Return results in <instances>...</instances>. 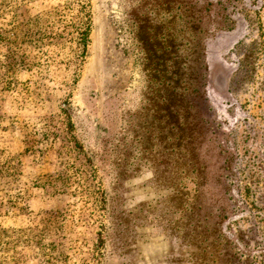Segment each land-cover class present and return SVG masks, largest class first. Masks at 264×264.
Wrapping results in <instances>:
<instances>
[{
  "label": "rangeland",
  "instance_id": "obj_1",
  "mask_svg": "<svg viewBox=\"0 0 264 264\" xmlns=\"http://www.w3.org/2000/svg\"><path fill=\"white\" fill-rule=\"evenodd\" d=\"M250 200L264 0H0L1 264H264Z\"/></svg>",
  "mask_w": 264,
  "mask_h": 264
},
{
  "label": "trees",
  "instance_id": "obj_2",
  "mask_svg": "<svg viewBox=\"0 0 264 264\" xmlns=\"http://www.w3.org/2000/svg\"><path fill=\"white\" fill-rule=\"evenodd\" d=\"M85 39V42L88 38V32L86 30V32L84 33V36H83ZM172 54L174 55V52H170L168 53V56H172ZM170 56V57H171ZM153 57H156L158 59V56H156L155 54H153ZM164 57V54L161 53V56H159V59L158 60H161L163 59ZM171 60V67H172V71L170 72L171 75L169 79L172 83H173V87H172V90L169 91V90H166L165 92L167 93V95H169V99H171L172 101V104H174L178 99L177 96L174 94V90H175V85L178 83V79L176 78L177 76V73H178V68H179V64L178 62H174L172 61L173 58H170ZM164 66H167V65H164ZM170 87V88H171ZM171 108V115H172V120H173V125H175L176 123L174 122V119H175V116H174V110L172 109L173 108V105L170 106ZM64 186L67 188V189H71L73 186L76 187V189H74L72 191V193H76L79 189V195H86L87 193V190L82 187L80 185V182H75V181H67V183L65 182ZM42 188H47V189H50V190H54L53 186L50 184V183H42L41 185ZM243 188H245L248 192H250V190L252 189L251 188V185L250 183H245L243 185ZM248 197V196H247ZM249 198V197H248ZM258 201V200H257ZM249 206H251L254 211H252L254 213V219L257 220L256 218H259L262 220L263 216H264V213L263 211L260 210L257 211V209H259V206L257 205V202L255 200H250V201H247L245 203V208H248ZM261 216V217H260ZM257 220V221H260V220ZM65 224V223H64ZM62 224V225H64ZM35 230H30V229H26V230H0V251H5V252H10V251H13L14 252V249L17 248L19 245L21 244H27L30 240L29 238L31 237V235L33 234ZM98 241L99 243L103 244V236L101 233H98ZM41 237H45V234L43 233V231L41 230ZM41 237H37L36 238H41ZM18 259H14V260H5L3 258V261H2V264H16L15 262L17 261ZM1 264V263H0Z\"/></svg>",
  "mask_w": 264,
  "mask_h": 264
}]
</instances>
